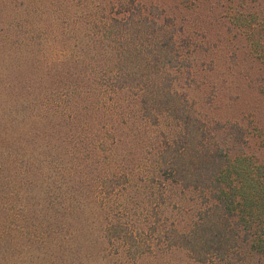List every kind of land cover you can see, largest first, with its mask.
Segmentation results:
<instances>
[{
    "label": "trees",
    "instance_id": "16d2710c",
    "mask_svg": "<svg viewBox=\"0 0 264 264\" xmlns=\"http://www.w3.org/2000/svg\"><path fill=\"white\" fill-rule=\"evenodd\" d=\"M239 6L240 9L234 8L231 0L220 4L218 27L223 31L230 54L246 53L255 63L253 73L264 75V0H239ZM187 10L192 8L183 7L186 17ZM185 35L184 56L179 55L177 41L170 40L165 47L171 50L172 56L161 57L156 62L161 61L165 69L178 52L177 64H189L188 76L195 79L199 71L192 69L190 61L202 44L194 41L192 33ZM235 40L244 41L245 45H236ZM42 59L48 72L40 80L27 82L21 100L27 101L23 107L31 111L29 123L37 120L42 129L38 138L43 141L40 148L43 150L28 155L26 152L12 160L16 162L8 182L0 174V192L6 187L10 190L3 197V205L12 200L10 194L19 201L21 191L27 188L25 185L33 186L39 178L50 189L44 192L47 197L42 202L32 204L38 213H30L27 208L28 216L38 220L40 229L45 228L42 231L45 236L38 239L36 230L20 226L19 230L26 231L25 244L9 231L5 218L0 221V239L10 242L18 261L26 262L29 254L25 246L33 245L41 254L53 248L54 264H96L95 261L101 264H264V122L260 120L264 117V99L259 96L264 95V83L253 88V98L238 102L232 119L223 122L228 145L205 151L209 164L203 178L202 167L190 173L187 172L190 169L182 171V167L176 168L169 160L183 154L174 148L175 141L152 143L153 124L140 116L142 109L152 115L150 98L144 92L149 101L145 100L143 108L140 107L136 94L132 93L133 86L127 85L135 78L134 74L130 68L123 70L125 62L134 63L133 58L125 61L116 58L115 64L106 67L104 62L108 63L109 59L105 56L56 59L49 65L48 58ZM66 60L68 64L64 63ZM38 61L41 63V58ZM29 62L34 74L39 65ZM123 79L127 83L124 81L121 85ZM34 92L37 99L31 100ZM30 101H34L33 106ZM227 108L232 107L228 104ZM84 115L102 117L108 123L105 129L114 137L120 133L122 136L118 137L129 138L126 148L122 149L124 154L116 176L111 174L107 182L104 179L99 182L98 196L90 188L95 177L86 176L93 170L100 173L103 164L100 156L106 146L103 140H98L95 147L98 154L92 156V137L94 140L98 135L89 132L91 126L88 129L84 126L82 130ZM196 123L198 132H207L201 120ZM215 123L222 125L218 120ZM29 133V130L23 132L19 143L28 141ZM210 135L207 139L202 134L203 145L215 143ZM8 137L0 134V141H13ZM79 141L83 148L81 152H74V145ZM107 152H111L110 148ZM27 156L32 157L31 162L25 161ZM185 170L188 175L180 180ZM176 177L187 191H194L193 198L176 202L167 196L171 184L178 185L167 182ZM105 190L110 191L109 198ZM84 191L86 197L82 194ZM73 193H78L76 198ZM127 193L139 195L141 202ZM175 210L184 218H175L172 214ZM2 216L5 212L0 211ZM0 255L4 257H0V264H11L15 259L3 256L1 250Z\"/></svg>",
    "mask_w": 264,
    "mask_h": 264
},
{
    "label": "rangeland",
    "instance_id": "374dc122",
    "mask_svg": "<svg viewBox=\"0 0 264 264\" xmlns=\"http://www.w3.org/2000/svg\"><path fill=\"white\" fill-rule=\"evenodd\" d=\"M224 1L0 0V125H2L0 134L3 136L7 134L8 138L13 140L0 141V174L4 177L3 181L13 172L15 166L13 163L16 161L12 160L23 156L26 152L28 155L43 150L40 149L43 148V141L38 138L42 129L37 120L34 121L36 123H29L31 111L23 107L27 101L23 103L21 100L27 82L35 81L36 78L40 80L45 71L48 72L45 62L42 64V58H48L49 65L56 59L76 58L83 55L105 56L109 59L108 63L104 62L105 67L115 64L118 60L116 58L124 61L127 58L134 59L133 64L125 62L123 70L130 68L131 73L134 74L135 78L127 85L133 86L132 93L136 94L140 107L143 108L142 102L148 100L147 96L150 98L148 101L152 106V115L142 109L140 116L147 118L150 124H153L151 125L152 143L175 141L174 148L183 154L176 158L170 157L169 160L175 163L176 168L182 167L180 168L182 171L185 168L190 169L187 171L190 173L202 167L201 176L205 178L204 169L209 164L205 151L209 148L214 150L223 148L226 144L227 135L222 128L223 122L232 119L238 102L244 103L248 97L253 98V88H258L264 83V75L259 72L258 75L253 73L255 63L249 55L241 54L240 51L238 54L236 52L230 54L227 40L217 23L218 9ZM231 4L234 8L240 9L239 0H231ZM184 6L192 8L187 10V17L183 12ZM254 11H257V7ZM187 32L192 33L194 41L202 44L190 61L192 69L199 71L195 79L188 76L189 64L186 66L177 64L175 56L178 52L174 54L172 63L167 64L165 69H162L164 65L161 61L159 64L156 62L161 57L172 56L171 50L165 47L170 40L177 41L180 45L179 55H183V36H186ZM234 43L245 45L244 41L235 40ZM192 51L195 49L192 48ZM189 53H192L191 50ZM40 58L41 63L38 64ZM30 60L33 64L39 65L34 74L31 72ZM180 61L183 63V58ZM64 63L68 64V61ZM124 81L126 80H121L120 84L122 85ZM128 95L132 96L131 93ZM259 96L264 99V95ZM32 98L37 99L36 92L31 96V100ZM33 102H29L31 106ZM228 104L232 108H227ZM22 109L26 112H22ZM83 118L82 130L84 126L87 129L91 126L89 132L93 134L97 132L98 135L94 140L92 137V147L90 146L92 150L94 149L92 156L98 154L95 149L98 140H103L106 146L100 156V161L103 163L102 167L100 166L102 168L100 173L93 170L92 174L86 176L100 178L97 181L92 179V187H90L97 194L100 192L99 182L103 179L107 182L111 174L116 176L117 165L122 159L121 155L124 154L122 149L126 148L129 138L118 137L122 136L120 133L114 137L105 129L108 123L102 117L84 115ZM196 120H201L202 124L207 126V132H198L199 126ZM216 120L221 121L222 125L216 126V123L214 124ZM260 120L264 122V117L261 116ZM155 122L160 124L157 126ZM27 130L30 131V138L19 143L23 140L21 134ZM77 133H80V129ZM202 134L207 139L211 138L210 134L213 135L215 142L213 146H207V142H204L206 145L202 144ZM86 142L90 145L89 141ZM81 148L83 146L79 141L74 145V152H81ZM107 148H110L111 152L108 153ZM235 153L236 150L231 153L232 157ZM27 159L31 162L32 157L27 156L25 161ZM183 175H188L186 170L180 180H183ZM50 177L54 178V174ZM172 180L167 183L176 182L178 185L171 184V192L167 193V196H172L176 202L193 198L194 191H187L184 183L178 181V177ZM31 185V183L25 185L27 188L21 191L19 201L13 197L15 195L10 194L12 200L5 205H3V197H6L10 190H7L8 187L5 185L6 189L0 192V208L5 207L0 209L1 212H5V216H2L0 221L5 218V225L9 226L7 227L9 231H13L16 238L25 244L26 231L19 230L20 226L36 230L35 235H39L38 239L45 236L42 232L45 228L40 229L36 223L38 220L33 219L30 214L28 216L27 208H30V213L33 211L38 213L36 210L38 208L33 207L32 204L42 202L47 197L44 192L50 191L42 178ZM105 192L107 193L105 196L109 198L110 191L105 190ZM77 194L73 193V197L76 198ZM82 194L86 197L87 193L84 191ZM127 194L132 198L135 197L137 202H141L142 197L139 195ZM49 199L50 197L46 202ZM111 204L113 202L109 205ZM166 214L170 216L169 213ZM172 214L178 220L184 218L182 215H177V210ZM23 216L25 219H22ZM37 216L38 214L34 217ZM45 225L48 227L47 224ZM31 246V248L25 246V252L29 257L24 264H54L56 255L53 248L43 252L44 256L37 247ZM0 248L3 256L15 257L11 264H23L16 259L9 241L0 239ZM0 257L4 258L2 255Z\"/></svg>",
    "mask_w": 264,
    "mask_h": 264
}]
</instances>
